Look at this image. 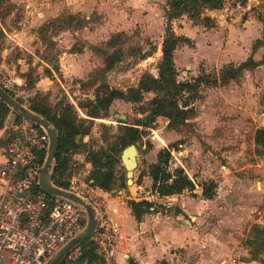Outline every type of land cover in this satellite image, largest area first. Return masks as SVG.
<instances>
[{
    "label": "rangeland",
    "instance_id": "1",
    "mask_svg": "<svg viewBox=\"0 0 264 264\" xmlns=\"http://www.w3.org/2000/svg\"><path fill=\"white\" fill-rule=\"evenodd\" d=\"M41 9H47L43 17ZM168 10V0H35L31 8L27 0L4 1L0 68L25 80L33 96L22 102L27 109L39 98L40 108L57 120L72 113L90 122L89 135L77 137L78 148L66 153L61 184L69 187L78 180L88 185L91 152L110 149L119 142L121 128L131 126L141 132L134 143L138 168L133 184L123 191L128 205L147 201L153 181L146 176L140 184V174L148 175L161 152H171L170 171L183 170L196 189L185 190L174 209L160 203L155 208L174 216L184 204L195 237L187 248L175 251L174 260L162 264H264V250L256 258L251 254L260 250L255 230L264 227V149L255 143L256 131L264 128V0H228L225 12L214 19L205 11L200 20L186 15L173 21L175 31L190 24L184 33L191 40L181 46L185 49L175 63L178 80H204L198 91L186 95L194 109L188 125L172 130L165 117L149 124L147 115L138 112L139 105L123 100L101 111L100 119L88 117L93 108L87 106L98 93H127L148 74L158 76ZM231 13L234 22L228 19ZM251 57L259 66L223 82L226 67ZM218 79L225 84L212 85ZM154 97L146 94L143 101L148 104ZM10 114H15L12 109L4 126ZM118 148L121 158L124 150ZM117 168L119 177L127 176L122 160ZM204 184H214L212 197L202 196ZM204 202L205 221L193 220L202 217L195 206ZM249 240L257 243L250 246ZM73 251L70 264L81 250Z\"/></svg>",
    "mask_w": 264,
    "mask_h": 264
},
{
    "label": "built area",
    "instance_id": "2",
    "mask_svg": "<svg viewBox=\"0 0 264 264\" xmlns=\"http://www.w3.org/2000/svg\"><path fill=\"white\" fill-rule=\"evenodd\" d=\"M231 15L228 19L234 22ZM0 86L21 104L33 98L26 84H18L2 68ZM14 116L6 130L11 133L0 138V264H50L66 245L85 232L88 214L83 206L41 188L39 179L48 154L49 135L26 119L15 123ZM66 145L67 142L62 144V165L57 168L55 161L53 179L58 180L55 184L52 179L53 184L80 197L95 210L98 226L92 240L105 263L113 264L110 253L118 244L120 228L96 197L89 181L91 175L88 185L76 180L68 187L59 181L66 167ZM155 195L160 205L175 207L173 196Z\"/></svg>",
    "mask_w": 264,
    "mask_h": 264
},
{
    "label": "trees",
    "instance_id": "3",
    "mask_svg": "<svg viewBox=\"0 0 264 264\" xmlns=\"http://www.w3.org/2000/svg\"><path fill=\"white\" fill-rule=\"evenodd\" d=\"M4 1L7 0H0V4H3ZM226 1L228 0H168V23L163 42V56L157 65L158 76L155 77L148 74L143 78L137 88H131L127 93L119 90H112L106 96H101V93H98L96 95V101L89 102L87 106V108H93L89 110L88 117L100 119L101 111H107L116 100H123L134 105H139L137 108L138 112L147 115L146 120L149 124L154 123L157 118L165 117L169 119V127L172 130L177 131L179 128L188 125V120L193 116L194 109L190 103L192 99L186 95L189 92L198 91L204 80L199 78L195 80L193 84H185L178 80L179 74L175 65V52L183 44L188 43L189 40L179 37L173 29L172 23L174 20H179L186 15H192L190 17L192 20H200L205 11L222 10ZM237 1L246 3L248 0ZM204 21L209 22L210 19L206 18ZM256 50L254 45V52ZM257 66H259V64L251 57L239 66L226 67L224 70L229 71L225 72L223 82L228 83L229 81L235 80L238 74L241 75L245 71H250L251 68L254 70ZM223 82L221 79H218L212 83V85L225 84ZM146 94H153L155 96L148 104L143 101ZM183 100L184 105L181 104ZM39 101V98L33 100L29 109L48 120L58 132L59 147L56 157L58 168L62 165V163L59 164L62 158V144L67 142L65 153H68L70 149L76 150V148H78L76 138L89 135L90 132L87 130L86 125L90 122L85 119L79 120L75 118L72 113H70L71 117L66 115L61 120H57L40 108ZM10 111L11 109L0 100V130L4 128L5 117L8 116ZM15 120L17 121L16 123H18L21 122L23 118L16 116ZM121 130L123 132L117 137L119 141L117 144L107 150H94L89 157L90 163L93 166V172L91 173L89 181H92L94 187L109 193L116 189L128 188L127 176H118L117 167L121 163V158L117 156L119 145H121V150H125L129 146L134 145L141 136L140 130L136 127L127 126L122 127ZM255 143L258 147L264 149V128H260L256 131ZM171 157V152H161L158 163L150 166L148 175L144 172L140 174V184L146 176H149L153 181L152 191L160 196H174L183 193L185 190H195V184L183 170L170 171ZM64 160L67 165L68 161L66 156ZM53 180L55 182V177ZM139 182L137 184H139ZM214 188V184H212L211 187L204 184L202 187L203 195L209 198L212 197L213 190H215ZM129 206L132 208L137 219H141L144 214L150 212L154 204L148 201H142L129 203ZM257 228L255 230V237L260 241V250L251 253L253 258H256V255L264 250V227ZM255 242H251V240L248 241L250 246L255 244ZM76 249H80L81 251L79 257H77L78 259L74 261L73 264H105L103 257L95 247L92 239L81 244ZM70 261L71 255L62 264L72 263Z\"/></svg>",
    "mask_w": 264,
    "mask_h": 264
},
{
    "label": "crops",
    "instance_id": "4",
    "mask_svg": "<svg viewBox=\"0 0 264 264\" xmlns=\"http://www.w3.org/2000/svg\"><path fill=\"white\" fill-rule=\"evenodd\" d=\"M34 1L35 0H27L28 7L31 8L32 3L34 4ZM41 10L42 13L39 15L40 17H43L46 15L47 9ZM206 12H208V17H212V19H214L217 14H222L225 12V10H208ZM247 24L249 23H246V25ZM182 25L183 27L178 29L180 31H175L176 34L179 37H185L186 39L191 40V38L184 33L190 24L187 25L183 23ZM230 30H236V27L231 26ZM186 44L189 45V43ZM181 49L183 50L185 48L180 47L175 52V63H177V56ZM244 62L245 60H242L237 61L234 64H242ZM14 79L18 84H25L24 79ZM14 117V114L9 115L8 124L5 125L2 130H0V138L6 134V130L8 129V126L11 124ZM149 187L151 194L149 198H146V200L150 203H153L154 206L151 208L150 212L144 214L141 219H137V217L134 216L132 208L127 204L126 201L129 198L124 194L123 190L125 189H118L109 193L99 188L93 187L96 197L103 201L105 209L110 218L120 228L121 236L119 238L118 244L112 249L110 253V260L113 264H162L163 260L168 262L174 260L177 257L175 251L187 248L188 245L192 244V241L195 237V226H193L190 221L185 220V216L189 214L190 210L188 211L185 208L186 206L183 204V206L180 207V210H178L174 216L163 215L161 211L156 210L155 203H158L157 199H155L156 193L152 191L151 186ZM183 196L184 195H182V193L173 196L176 200L175 207L177 206L178 199ZM202 196H204L203 189ZM175 207H173V209ZM196 208L200 213L199 215L202 217H195L192 219L199 222L205 221L206 211H208L207 203L204 202V204H198L195 206V209Z\"/></svg>",
    "mask_w": 264,
    "mask_h": 264
},
{
    "label": "water",
    "instance_id": "5",
    "mask_svg": "<svg viewBox=\"0 0 264 264\" xmlns=\"http://www.w3.org/2000/svg\"><path fill=\"white\" fill-rule=\"evenodd\" d=\"M0 100L13 110L16 116L26 119L43 129H45L50 138L47 158L44 168L40 175V186L48 194L73 201L83 206L88 214V224L85 232L66 245L52 260L50 264H62L66 258L81 244L91 240L98 226V219L95 210L80 197L75 194L62 190L53 184V172L59 147V136L57 130L50 122L38 114L27 109L23 104L14 99L0 86ZM139 151L136 145H131L123 151L121 160L127 171L128 183L133 184L134 172L138 168Z\"/></svg>",
    "mask_w": 264,
    "mask_h": 264
}]
</instances>
